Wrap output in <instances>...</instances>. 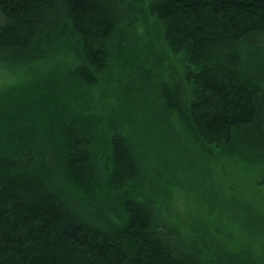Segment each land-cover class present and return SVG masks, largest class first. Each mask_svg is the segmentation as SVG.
<instances>
[{
	"label": "trees",
	"instance_id": "trees-1",
	"mask_svg": "<svg viewBox=\"0 0 264 264\" xmlns=\"http://www.w3.org/2000/svg\"><path fill=\"white\" fill-rule=\"evenodd\" d=\"M148 8L185 62L199 137L264 171V0ZM137 21L133 0H0V264H264L250 202H227L250 239L237 251L168 205L191 180L166 117L127 88L151 67ZM124 71L111 113L94 112L87 73Z\"/></svg>",
	"mask_w": 264,
	"mask_h": 264
},
{
	"label": "rangeland",
	"instance_id": "rangeland-1",
	"mask_svg": "<svg viewBox=\"0 0 264 264\" xmlns=\"http://www.w3.org/2000/svg\"><path fill=\"white\" fill-rule=\"evenodd\" d=\"M149 1L133 0L137 8L138 36L145 40L144 43L149 48L146 64L151 67L147 69L143 66V78H134V84L127 88L142 91L144 103H148L151 110H156L159 117H166L168 126L171 125L179 140V146L184 148V158L180 166L185 170L191 184L186 183L170 189L168 205L175 216L187 224L197 215L199 220L209 219L210 225L207 228L218 239L226 242L230 249L237 251L248 244L250 239L246 237L244 230L236 226V215L229 214L231 204L227 202L231 198L248 201L264 217V189L258 187L264 171L223 156L218 149L208 146L199 137L189 113L192 92L184 75L185 62L165 42L163 24L149 13ZM127 72L106 76L107 78L94 77L87 73L86 79L92 88L96 105L94 112L105 115L111 113L117 103L116 84L128 83L130 80H127L133 78ZM2 74L0 73V88L9 84H3L8 77ZM115 78L124 79L116 81ZM146 88L150 89L145 90ZM158 106L162 112L157 110ZM255 255L260 260V249Z\"/></svg>",
	"mask_w": 264,
	"mask_h": 264
}]
</instances>
